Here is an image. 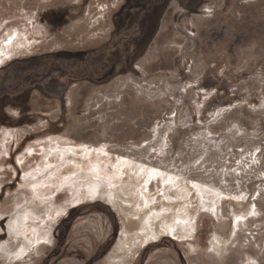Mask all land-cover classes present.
<instances>
[{
  "label": "rangeland",
  "instance_id": "rangeland-1",
  "mask_svg": "<svg viewBox=\"0 0 264 264\" xmlns=\"http://www.w3.org/2000/svg\"><path fill=\"white\" fill-rule=\"evenodd\" d=\"M127 2L0 0V264H264V0Z\"/></svg>",
  "mask_w": 264,
  "mask_h": 264
},
{
  "label": "flooded vegetation",
  "instance_id": "flooded-vegetation-1",
  "mask_svg": "<svg viewBox=\"0 0 264 264\" xmlns=\"http://www.w3.org/2000/svg\"><path fill=\"white\" fill-rule=\"evenodd\" d=\"M131 0H128L127 2V5L128 6H124L120 12H119V21L120 22H117L116 24V31H119L118 29L121 28L122 26V22H129L131 17L133 16L132 14H135L134 12L135 11H140L144 6H145V3L148 1V0H135L133 4H130ZM130 4V5H129ZM52 21H51V29H57L59 27H61V25L63 24V14L62 13H57L55 14L53 17H52ZM133 19V18H132ZM117 32H115L116 34ZM113 33V36L115 35ZM115 49H112V50H96V51H93V56H92V60H95L98 58L99 61H101L102 63L99 65V68L97 71H93L91 72V74H98L96 75V80L97 81H102L108 77H111L113 74H115V71L117 69V65H118V54L115 53ZM90 53H88L87 51H81V52H71V51H67V50H61V51H58L56 53L54 52H49V53H45V54H42V55H34V56H31V57H28V58H22V59H16V63H22L23 65H25L26 63V66H24V69H34L36 67V64L37 63H47V64H53L54 62L51 60L49 61V59H52L53 57L54 58H57V59H61V58H65L64 60H66L65 63H67L68 61H72V63L74 64H77L76 66H80V62L81 63H84V62H87L86 60L88 59V55ZM118 57V58H117ZM48 60V61H47ZM127 61H129L127 59ZM57 63V62H56ZM55 63V64H56ZM5 67V66H4ZM52 67V65H51ZM71 68H74L71 66ZM76 72H74L75 74ZM72 74V75H74ZM76 75V74H75Z\"/></svg>",
  "mask_w": 264,
  "mask_h": 264
},
{
  "label": "trees",
  "instance_id": "trees-1",
  "mask_svg": "<svg viewBox=\"0 0 264 264\" xmlns=\"http://www.w3.org/2000/svg\"><path fill=\"white\" fill-rule=\"evenodd\" d=\"M65 58H61V59H58V60H54V59H49V60H52V61H56L57 64H59L60 62H62V64H64L66 62V60H64ZM67 63H71L70 61H68ZM39 64V63H38ZM77 64H74V66H76ZM66 67H71L72 65L70 64H66L65 65ZM73 67V66H72Z\"/></svg>",
  "mask_w": 264,
  "mask_h": 264
},
{
  "label": "bare ground",
  "instance_id": "bare-ground-1",
  "mask_svg": "<svg viewBox=\"0 0 264 264\" xmlns=\"http://www.w3.org/2000/svg\"><path fill=\"white\" fill-rule=\"evenodd\" d=\"M94 188H95L94 186H93V187L91 186V189L94 190ZM234 215H235V217H236V212L234 213ZM154 216H155V215H154ZM155 217H156V216H155ZM182 220H183V219H182ZM236 220H237V219H236ZM183 222L185 223V220H183ZM232 232H233V231H232ZM124 236H125V235H124ZM225 244H226V242L224 243V245H225Z\"/></svg>",
  "mask_w": 264,
  "mask_h": 264
}]
</instances>
